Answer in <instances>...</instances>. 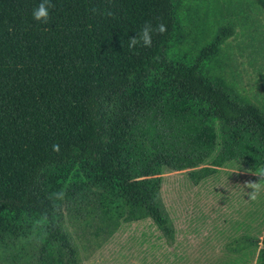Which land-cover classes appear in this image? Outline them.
<instances>
[{"label":"trees","instance_id":"1","mask_svg":"<svg viewBox=\"0 0 264 264\" xmlns=\"http://www.w3.org/2000/svg\"><path fill=\"white\" fill-rule=\"evenodd\" d=\"M254 6L0 0V264H80L121 224L168 230L165 174L264 178V93L227 44L259 37ZM252 242L264 264V230Z\"/></svg>","mask_w":264,"mask_h":264},{"label":"rangeland","instance_id":"2","mask_svg":"<svg viewBox=\"0 0 264 264\" xmlns=\"http://www.w3.org/2000/svg\"><path fill=\"white\" fill-rule=\"evenodd\" d=\"M252 1L257 6L248 31L254 34L256 26L259 37L247 43L235 29L227 39L250 94L264 93V0ZM244 43L258 54L249 55ZM160 190L168 230L149 219L121 224L105 242L91 239L86 252L79 249L80 264H253L255 246L246 241L263 231L264 178L231 167L194 185L185 174L170 173Z\"/></svg>","mask_w":264,"mask_h":264},{"label":"crops","instance_id":"3","mask_svg":"<svg viewBox=\"0 0 264 264\" xmlns=\"http://www.w3.org/2000/svg\"><path fill=\"white\" fill-rule=\"evenodd\" d=\"M263 230H264V226H263ZM262 233H263V231H262ZM262 233L261 234H259L258 235V237L255 239V240H253V241H259L260 239H261V235H262ZM246 243L249 245V244H253L254 245V242H252V239H249V240H247L246 241ZM258 246H259V243H258ZM257 247L255 248V255H256V253H257ZM254 260H255V258H254ZM254 263V262H253Z\"/></svg>","mask_w":264,"mask_h":264}]
</instances>
